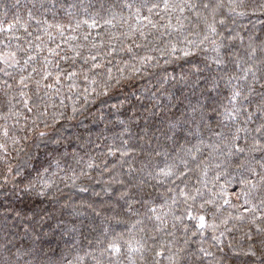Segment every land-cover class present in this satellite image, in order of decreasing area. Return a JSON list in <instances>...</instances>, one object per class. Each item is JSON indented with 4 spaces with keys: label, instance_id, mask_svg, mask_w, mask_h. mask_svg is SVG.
I'll use <instances>...</instances> for the list:
<instances>
[{
    "label": "trees",
    "instance_id": "16d2710c",
    "mask_svg": "<svg viewBox=\"0 0 264 264\" xmlns=\"http://www.w3.org/2000/svg\"><path fill=\"white\" fill-rule=\"evenodd\" d=\"M157 2L158 0H0V22H4L6 26L19 17L22 21H27L25 26L28 28L27 32L20 28L14 32L0 33V41L10 42L13 46L19 44L24 48H29L27 42L31 41L33 54L39 51L36 46L40 45L43 49L39 51L40 61L49 56L48 48L56 49L61 55L67 53L71 56L74 53L70 49L78 47L87 56L90 49L95 53L93 44L97 45L102 54L110 46L115 47L117 52L104 59L105 74L111 68L116 78L121 75L131 77L113 88L107 96L102 95V86L93 92L92 87L86 85L82 78L77 80L79 87L75 91L70 92L66 86L68 82L65 81L64 86H58L60 90L57 92L55 87H44L45 83L54 81L56 69L53 67L52 78L41 81L39 87L35 81L41 77L34 75L27 82L28 87L23 89L26 96L22 97L16 86L21 74L19 68H9L7 71L11 76L0 72V144L6 145L5 149H0V258L15 260L14 256H9L4 251L8 248L12 253H17V250L19 253H30L20 255L18 264H96L97 259L108 264L110 258L107 255L101 257V249L107 246V240L120 234L126 240L129 235L139 233L143 225H137L131 233L129 229L136 221L144 219L134 213L146 211L142 201L147 199L161 214H166V224L155 220L145 221L150 230L153 224L161 228L158 233L150 231L149 234L158 239L155 244L151 240L148 244L157 251L164 252V255L155 257L150 251L143 255H128L125 252L119 256L118 264H152L153 260L169 264L168 256L171 253L167 249L171 252L183 249L180 252L181 264H262L264 255L261 254L260 236L256 233L255 226L247 220L236 219H232L226 226L221 223L229 216H247L243 208L239 207L243 201H237L231 195L233 189L239 191L235 182L227 186L230 195L226 198L230 203L224 204V198L218 197L224 179L214 182L215 172H210L206 178L207 183L204 184L198 182V173L191 176L189 185L200 188L202 192V198H198L192 208L193 215L201 214L200 203L212 199L214 205L207 206L208 223L220 225L215 231L204 230L203 236H193L196 221L187 218L188 205L183 199L179 198L178 203L169 208L168 205L172 204L170 197L175 193L168 192V184L156 185L146 175L129 171L130 166L137 169L141 166L144 159L138 154L141 146L173 148V139L177 143H183L189 125H185L184 131H177L174 135L168 130L169 120L187 118L191 106L198 105L211 114L214 125L219 117L212 109L222 112V105L226 103V90L217 95L205 90L207 86L203 80L193 85L195 76H191L187 82L181 79L197 64L202 67L205 57L211 56V52H196L195 55L184 58L182 53L162 56L159 52H149L143 46L135 47L137 43L151 47L150 41L154 42L151 35L145 39L139 32H130L129 26L137 27L138 19L141 23H146L143 17L150 15L147 8ZM243 2L249 7L240 10L247 14L236 17L235 24L231 27L240 34L245 45L249 43V37L259 44L264 40V11L257 8L253 14V6L259 0ZM128 3L147 6L140 9V16L137 17L136 7H125ZM29 12L33 14L31 19ZM113 13L115 19L112 18ZM151 18L154 22L160 20L154 14H151ZM93 19L96 24L89 28L88 24ZM85 20L88 24L82 23ZM106 20L112 22L105 23ZM77 23L81 25L79 28H76ZM49 25H62L63 36L55 27L49 28ZM145 31L155 34L154 29ZM122 33H127L130 38L125 39ZM85 35L88 36L87 40L84 39ZM16 36L20 37L18 41L14 38ZM36 37L41 39L37 40ZM239 43L238 40L237 44ZM57 45L60 47L57 48ZM125 46L133 51H119ZM3 48V43H0V50ZM145 55L154 59L148 64H142L140 58ZM49 59L56 61L59 57L49 56ZM82 63V60H78L76 67ZM60 64L63 68L69 66L68 62L62 60ZM133 65L139 68L138 72L133 73ZM35 66L40 65L38 63ZM3 67L4 65H0V68ZM120 69L124 70L123 73ZM27 72H31V67L27 68ZM5 82L14 87L8 89ZM161 85L168 98H162L161 106L153 110L156 115H149L144 111L145 104L136 102L135 96L148 95L146 89L155 91ZM86 86L89 88L87 99L84 95ZM209 96L212 100L208 99ZM28 97H31L29 107L32 111L23 104V100ZM132 102L136 103V109L132 108ZM73 107L77 109L75 113ZM40 113L47 115L42 116ZM128 116H133L137 122L130 125V133L121 137L123 128L117 123V119L126 120ZM191 127L194 129L195 124H191ZM5 128L9 131V138L3 135ZM40 132L45 135L41 137ZM129 136L130 144L137 148V152L123 158L119 154L107 155L109 145L115 150L120 146L121 138L129 139ZM140 137L144 139L141 140ZM90 158L96 165L92 168L87 167ZM38 174H43L44 179H40ZM141 180L145 183L141 184ZM179 187L183 188L184 184ZM123 192H127L128 196L121 199ZM174 217L183 219L176 220ZM249 235L256 241V255L245 254L249 252L250 245H253V240L248 239ZM160 245L165 247L161 248ZM201 248L211 255L206 256L199 251Z\"/></svg>",
    "mask_w": 264,
    "mask_h": 264
},
{
    "label": "snow or ice",
    "instance_id": "6c2138e0",
    "mask_svg": "<svg viewBox=\"0 0 264 264\" xmlns=\"http://www.w3.org/2000/svg\"><path fill=\"white\" fill-rule=\"evenodd\" d=\"M146 6L144 4L139 6L131 3L125 4V7L129 9L136 7L137 17L140 16V9ZM248 7L249 5H246L243 0H158L157 3H153L151 7L147 8L150 15L143 17L146 23H141L138 19L137 27L129 26L130 32H139L140 36L145 39L149 35L153 37L154 42L150 41L151 47L147 44L137 43L136 48L143 46L149 52H159L162 56L182 53L184 58L193 56L196 52H211V56L205 57L202 67L197 64L189 74L181 79L187 82L191 76H195L192 84H198L203 80L207 86L205 90L209 93L215 92L220 95L223 90L227 91L226 103L222 105L223 111L219 112L215 108L212 109V112L219 117L215 120L214 125L211 114L203 111L202 106H191V112L187 118L169 120L168 122V130L174 135L177 131H184V126L189 125L183 143H177L176 140L169 137V139H173L175 145L173 148H144L141 146L138 150V154L144 157L141 166L138 169L130 166L129 171L146 175L150 180L155 181L156 185L168 184V192L175 193L170 197L172 204L168 205L169 208L177 204L179 198L183 199V202L188 205L186 209L187 218L196 221L195 230L192 232L193 236L197 234L203 236L204 230L215 231L220 225L208 223L207 206L214 205L215 202L212 199L200 203L199 211L201 214L193 215L192 208L196 205L197 199L202 198V192L200 188L189 185L191 176L198 173V182L204 184L207 183L206 178L210 172H215L214 182L224 179V184L220 185L218 193V197L224 198V204L230 203V200L226 198L230 195L227 186L235 182L239 186V191L233 189L231 195L237 201H243L239 207L243 208L247 216H229L221 223L226 226L232 219H236L247 220L249 224L254 225L256 233L260 236L261 254L264 255V40L256 44L249 37V43L245 45L240 34L231 27L232 24H235L236 17L247 14L246 11L240 9H247ZM257 8L264 11V0H259L253 6V14ZM155 9H159V11L154 12ZM151 14L159 16L160 20L154 22ZM32 15L29 12V19L32 18ZM112 18H116L114 13ZM111 22V20L105 21L109 24ZM82 23L88 24V21L85 20ZM26 24L27 21H22L19 17L14 18L13 22L7 23L6 26L4 22H0V33L14 32L20 28L27 32ZM95 24L96 21L93 19L88 27H94ZM80 26V23H77L76 28ZM52 27H55L63 36L62 25H49V28ZM149 28L154 29L155 34L146 33L145 29ZM122 35L125 39L130 38L127 33H122ZM14 38L17 41L20 39L19 36ZM87 38L88 36L85 35L84 39L87 40ZM36 39L40 40L41 38L36 37ZM238 40L240 41L239 44H237ZM0 43L4 45L3 50H0V65H4L3 68H0V72L11 76L12 74L7 70L19 68L21 74L16 86L19 88L22 97L26 96L23 89L28 87L27 82L32 80L34 75L41 77L40 80L35 81L39 87L41 81H48L52 78L51 68L53 67L56 69L54 81L50 84L45 83L44 87L49 89L55 87L57 92L60 90L58 86H64L65 81L68 82L66 86L69 91H75L79 87L77 80L82 78L86 85L92 87L93 92H96L97 87L102 86L104 89L102 95L107 96L113 88L120 86L122 81L131 79V77L123 75L120 78L114 77L111 68H108L105 74L104 59L117 52L115 47L110 46L109 50L102 54L97 45L93 44L92 49H96V51L93 53L90 49L87 56L78 47L70 49L74 53L71 56L67 53L61 55L56 49L48 48L49 56L59 57V60L53 61L49 59V56H45L43 61H40L39 51L43 50L40 45L36 46L39 51L33 54L31 41L27 42L29 48H24L19 44L13 46L10 42L0 41ZM59 47L57 45V48ZM119 51L131 53L133 50L125 46ZM140 59L142 64H148L154 57L145 55ZM61 60L69 63L68 68L61 67ZM78 60H82L83 63L77 68ZM38 63L40 66L36 67L35 65ZM108 63L110 64L111 60ZM28 67H31V72H27ZM120 71L123 73L124 70L120 69ZM132 71L133 73L138 72L139 68L133 65ZM5 83L7 84V82ZM221 84H223V89H221ZM13 87L14 85L7 84L8 89ZM162 89L163 85L155 91L146 89L148 95H136L135 101L145 104L144 111L148 112L149 115H156L157 113L153 110L161 106L162 98H168L166 91ZM88 92L89 88L86 86L84 88L85 99H87ZM208 99L212 100V97L209 96ZM30 100L31 97L24 99L23 104L29 111H32V108L29 107ZM213 103H215L214 100ZM136 107V103L132 102V108L136 109ZM76 111L77 109L73 107V113ZM117 112H119L118 107ZM40 115L46 116L47 114L40 113ZM52 118L55 121V114ZM145 119L147 118L145 117ZM136 122L133 116H128L126 120L118 118L117 123L123 128L121 137L125 133H130V125ZM193 123L195 124L194 129L191 127ZM45 127L48 125L45 124ZM146 133L147 129H145ZM3 135L5 138H9L7 128L4 129ZM39 135L43 137L45 133L40 132ZM130 139L131 136L129 139L121 138V144L115 150H113L112 145H109L107 155L116 156L119 154L123 158L137 152V148L130 144ZM140 139L143 140L144 137H140ZM13 142L16 141L13 140ZM5 148V144H0V149ZM91 159L87 163L88 168L96 166L91 162ZM77 162L79 163V161ZM8 170L11 171V168ZM46 171L47 169H45ZM38 175L40 179H44L43 174ZM140 183L143 184L145 181L141 180ZM180 184H184V187L180 188ZM127 196L128 193L123 192L120 198L124 199ZM142 204L146 211L134 214L140 215L144 219L136 221L129 232L131 233L137 225H143L139 229V233H143V235L136 233L129 235L128 239L125 240L123 234H120L107 240V246L101 249V257L107 255L110 258L108 264H118L119 256L125 252L128 255L135 253L143 255L150 251L154 253L155 257L164 255V252L157 251L155 247L148 244L149 240L155 244L158 239L157 236L150 235V231L158 233L161 228L153 224L150 230L145 221L152 222L155 220L161 224H166V214H161L147 199L143 200ZM129 207L131 208V205ZM174 219L182 220L183 217H174ZM213 238L215 239V237ZM248 239L253 240V237L249 235ZM255 244L256 241L253 240V245H250V250L245 253L246 255H256ZM160 247L164 248L165 246L160 245ZM4 251L8 252L9 256H14L15 260L3 257L0 258V264H18L20 255L30 254L19 253V250L17 253H12L8 248H5ZM167 251L171 253L168 256L169 264H181L180 252L183 249H178L176 252H171L170 249ZM199 251L206 256L211 255L203 248ZM96 264H104V262L102 259H97ZM152 264H160V261L153 260ZM262 264H264V260H262Z\"/></svg>",
    "mask_w": 264,
    "mask_h": 264
}]
</instances>
